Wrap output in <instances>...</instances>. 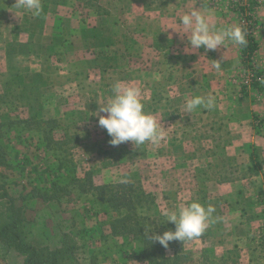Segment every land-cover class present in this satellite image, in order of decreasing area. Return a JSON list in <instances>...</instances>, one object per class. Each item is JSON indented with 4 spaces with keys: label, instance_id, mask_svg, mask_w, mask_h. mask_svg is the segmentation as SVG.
<instances>
[{
    "label": "rangeland",
    "instance_id": "374dc122",
    "mask_svg": "<svg viewBox=\"0 0 264 264\" xmlns=\"http://www.w3.org/2000/svg\"><path fill=\"white\" fill-rule=\"evenodd\" d=\"M41 2L34 17L16 0H0V143L10 163L0 168V184L23 210L27 240L62 250L65 264H149L138 237L112 233L117 214L79 190L77 179L91 172L97 185L132 181L154 196L152 210L144 211L155 219L147 232L174 231L162 213L175 204L198 199L215 206L200 237L169 241L166 255L179 254L181 264H215L222 256L264 264V81L253 84L258 71L264 76V0ZM99 6L108 13L96 12ZM193 8L217 26H251L259 43L252 62L231 42L192 50L179 21ZM117 81L141 90L145 110L164 133L159 143H110L98 122L106 113L97 111ZM209 94L215 108L184 112L186 98ZM51 119L64 127L56 139L68 130L79 142L68 151L50 149L43 133L24 122ZM57 183L71 196L33 197L35 189L51 191ZM10 206L0 200V221ZM24 260L0 242V264Z\"/></svg>",
    "mask_w": 264,
    "mask_h": 264
},
{
    "label": "trees",
    "instance_id": "16d2710c",
    "mask_svg": "<svg viewBox=\"0 0 264 264\" xmlns=\"http://www.w3.org/2000/svg\"><path fill=\"white\" fill-rule=\"evenodd\" d=\"M96 12L107 14L108 11L99 6ZM247 45L241 46L244 61L251 63L254 55L259 50V43L251 32V26L246 29ZM258 75L262 72L258 71ZM254 87L260 88V83L254 82ZM29 128H35L43 133L47 147L56 150H66L73 143L79 142L77 134H70L68 130L60 139H56L55 132L64 130L62 123L58 119L51 120H25ZM2 124H0V139L3 137ZM254 164L256 173L263 170L259 155L256 148L253 147L250 155ZM60 167L65 165L64 159L60 158ZM9 168L10 163L6 158V150L0 143V168ZM78 188L81 192L94 194L104 206V212H114L117 216L110 222L112 233L115 236H135L144 244L145 250L141 254V258L149 264H181L179 254L169 257L166 255V249L159 241L153 240L152 236L155 232H147L146 227L155 223L152 216H147L144 211L152 210L155 198L148 193L141 185H137L132 181L108 183L97 185L94 182L91 172H86L84 179H77ZM71 196V192L60 184H55L51 191L35 189L33 197L41 198L44 201L62 200L63 197ZM8 198L11 202L8 216L5 220L0 221V242L10 249H14L25 256L24 264H65L62 260V250L50 249L49 247H37L27 240L23 229L24 216L22 208L14 204L13 198L10 196L5 184H0V200ZM165 226V224H164ZM163 234V232H160ZM215 264H240L238 259L232 256H222Z\"/></svg>",
    "mask_w": 264,
    "mask_h": 264
},
{
    "label": "clouds",
    "instance_id": "9594fccd",
    "mask_svg": "<svg viewBox=\"0 0 264 264\" xmlns=\"http://www.w3.org/2000/svg\"><path fill=\"white\" fill-rule=\"evenodd\" d=\"M15 5L34 17L40 16L43 10L41 0H16ZM179 22L192 50L201 47L206 50H215L229 42L246 46L248 42L247 33L240 25L217 26L200 11V8L185 12ZM214 67L219 71L221 65L216 63ZM111 91V99L100 105L97 111V115L106 113L99 115L98 122L111 137L110 143L117 146L131 141L137 147L146 142L159 143L164 133L157 117L145 110L141 90L134 85H125L117 81L112 85ZM183 107L184 112L190 114L201 108L212 110L216 107V98L210 94L207 96L194 95L186 98ZM215 211L213 204L206 205L198 199H193L189 203L175 204L171 209L162 213L166 217V222L175 223V230L170 229L164 231L163 234L155 232L152 239L167 247L169 241L172 240L184 242L198 238L209 227Z\"/></svg>",
    "mask_w": 264,
    "mask_h": 264
},
{
    "label": "built area",
    "instance_id": "2783aa9c",
    "mask_svg": "<svg viewBox=\"0 0 264 264\" xmlns=\"http://www.w3.org/2000/svg\"><path fill=\"white\" fill-rule=\"evenodd\" d=\"M263 75H255L254 76V79L258 82V83H260V85H261V82H263L264 80H263Z\"/></svg>",
    "mask_w": 264,
    "mask_h": 264
}]
</instances>
